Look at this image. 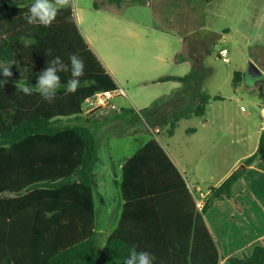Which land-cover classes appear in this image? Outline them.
Wrapping results in <instances>:
<instances>
[{
    "label": "trees",
    "instance_id": "trees-1",
    "mask_svg": "<svg viewBox=\"0 0 264 264\" xmlns=\"http://www.w3.org/2000/svg\"><path fill=\"white\" fill-rule=\"evenodd\" d=\"M31 3L32 0H0V64L13 61L10 77L0 72V81L7 80L0 87V264H124L133 245L138 246L137 251L152 253L154 264H219L218 245L206 226L205 216L217 201L237 203L236 195L244 189V173L264 150V131L258 151L222 184L209 189L203 210L188 213L186 223L175 231L174 239H167L172 228L160 225L157 220L160 212L149 208V204H144L141 214H150V221L141 220L134 229L131 226L129 206L136 200L128 189L131 171L144 170L146 175L153 176L165 174L169 167L184 187L180 173L159 143L149 142L124 166L121 192L125 211L119 227L98 252L97 182L93 172L97 138L86 124L62 122L78 121L87 99L96 98L99 93H114L118 86L89 48L73 7L61 10L53 24L44 27L25 20ZM109 4L121 5L122 1L109 0ZM49 49L52 55H47ZM71 53L80 55L85 63L75 93H66L62 87L49 103L35 91L24 95L17 90L18 82L34 87L48 61L60 56L68 63ZM60 76L63 85L70 73ZM241 77V73L235 75V87ZM192 80H195L192 71L183 77L159 79L178 81L184 89L190 87ZM214 100L222 97L200 92L195 102L189 101L167 120L169 136L175 134L179 121L204 118ZM161 103L159 99L142 112L155 115ZM144 190L142 196L166 189H152V193ZM180 190L192 201L189 189ZM133 230L148 238H133ZM227 264H264V244L257 245L250 256L229 258Z\"/></svg>",
    "mask_w": 264,
    "mask_h": 264
},
{
    "label": "rangeland",
    "instance_id": "rangeland-1",
    "mask_svg": "<svg viewBox=\"0 0 264 264\" xmlns=\"http://www.w3.org/2000/svg\"><path fill=\"white\" fill-rule=\"evenodd\" d=\"M121 1L122 4L118 5L109 4V0H76L73 6L75 17L93 50L105 63L117 68L119 80L132 79L139 73L141 65L150 63L149 60L168 48L172 57L179 60L185 56L192 63L175 67L172 72L184 75L192 71L195 78L191 81V86L194 84L195 87L193 94L206 91L213 97L221 96L222 100L211 101L204 118L179 121L176 135L170 140V125L166 122L174 115V110L169 111L165 98L155 115L143 112L148 120L146 126L136 113L151 107L159 98L147 101L148 98L139 94V109L132 112L133 116L126 111L131 108L128 98L114 97L111 103L118 107L119 113L113 112L91 121L94 130L97 127L115 129L114 134L117 135L98 134L101 136L98 143L100 159L109 160L110 156L126 154L132 148L133 136L138 140L154 138L163 145L171 144L170 150L178 154L185 148L194 151L207 130H202L200 136H192L187 130L200 127L204 120L216 127V151L219 153L211 155L212 160L203 152L201 155L197 151L193 153L195 159L201 156L204 168L209 167L208 163L212 166L213 160L217 165L222 164L225 151H230L231 158L237 159L255 148L259 141L257 132L264 124V0ZM224 49L228 51L227 61H223L221 54ZM251 62L262 70L263 78H253L248 74ZM237 73L243 77L235 87ZM130 84V91L136 93L135 82ZM122 87L129 95L127 85ZM195 95H191L189 100L195 102ZM83 108L86 111L91 106L85 104ZM227 122L232 124L230 130ZM133 131H137V135L132 134ZM127 132L131 134H125ZM99 167L96 163L97 171ZM192 190L197 198H201L200 191L206 189ZM120 193L121 190L116 189L108 176L102 173L99 189L95 192L99 231L105 225H111V211L115 212ZM100 196L105 203H99ZM101 240L102 236L97 240L96 248Z\"/></svg>",
    "mask_w": 264,
    "mask_h": 264
},
{
    "label": "crops",
    "instance_id": "crops-1",
    "mask_svg": "<svg viewBox=\"0 0 264 264\" xmlns=\"http://www.w3.org/2000/svg\"><path fill=\"white\" fill-rule=\"evenodd\" d=\"M75 16V14H74ZM76 18V17H75ZM77 21V19H76ZM79 29L86 39L89 48L96 55L97 59L102 64L106 73L109 74L116 85L118 90L114 92V97H126L130 101L131 108L128 110L137 111L138 95H143L148 98L147 101L151 99H163L165 98L169 103V111L174 110V113L185 107L190 101L189 98L195 90L194 84L187 89L183 88L182 83L178 81H163L160 82L159 79L173 76V77H183L188 74H178L174 73V68H179L182 65H191L192 63L185 56H181L180 59L172 57L169 49L163 54H159L154 57L153 60H149L148 64L141 65L139 67V73L135 75L132 79L125 78L119 80L117 78V73L119 71L114 66L111 67L104 60H102L97 53L93 50L88 37L85 35L77 21ZM177 60V61H176ZM198 61V60H197ZM140 65V64H139ZM144 66V67H143ZM121 73V72H120ZM163 73V74H162ZM133 81L136 84L137 92H131V84ZM195 80H192V82ZM127 85V90L130 92L128 95L122 85ZM85 85H88L86 83ZM123 90L125 95H119V91ZM198 94L195 95L197 97ZM113 97V98H114ZM94 101L95 97L89 98ZM88 100V99H87ZM87 100L82 105L83 115L78 121L64 120L62 124H86L91 128V121L96 118H101L115 112L118 114V107L114 105L115 108L111 106H100L98 102L86 111L83 106L87 103ZM113 100V99H112ZM111 100V101H112ZM264 109V104L262 106ZM135 116V114L130 113ZM88 121V122H85ZM229 121V120H228ZM228 123L230 130L232 124ZM264 123V115H263ZM215 125L204 120L200 123V127L194 129L189 128L187 132H191L192 136H200L202 130H207L202 135L201 144L197 146L194 151L189 148L183 149L179 154L177 151L170 150L171 144L163 145L154 138H149L145 140H138L135 136L132 137V148L127 150V153L118 154L117 157L110 156L109 160L100 159L99 148L97 150V159L93 165V172L96 176L97 189L100 186V177L102 173L108 176V179L112 181L116 189H122V184L124 181V166L126 163L132 159L142 148H144L152 140H156L162 147L167 157L175 167V169L180 173L183 181L184 187L181 186L179 179L174 175L173 171L167 167L166 173H156L153 176L146 175V171L135 169L131 175H129V193L135 195L136 200H134L129 206V212L131 214V223L133 229L136 225L141 224V220L150 221L151 215H142L141 211L144 210V204H149V208L154 209L156 212H160L157 220L160 225H169L172 230L167 233V239H174L175 231L181 224L186 223V215L191 211L197 212L200 210L197 208V203L202 202L205 204L209 195V189L211 187H218L222 184L234 171H236L250 156L254 155L259 148V142L262 132L264 131V124H262L260 130L257 132L259 136V141L255 148L249 151L247 154L239 158H231L230 151H225L223 163L217 165L213 160V165L209 163V167L204 168L201 164V156L195 159L194 154L196 151L201 155V152L206 154L210 160L211 155H218L216 151V135H215ZM97 138V145L100 142V137L104 134H108L111 137L117 136L114 134L115 129H99L94 130ZM156 131L159 132L157 129ZM137 131H133L132 134L137 135ZM101 135V136H98ZM130 135L131 132L125 133ZM122 136L124 134H121ZM120 135V136H121ZM176 133L170 137L173 140ZM200 140V139H198ZM233 142V141H232ZM200 143V141L198 142ZM215 143V144H214ZM200 157V158H199ZM99 164L98 171L95 169V164ZM132 170V169H131ZM193 182V185L191 182ZM130 182V181H129ZM242 183L244 189L241 193L236 195V201H217L213 207L209 210L205 216V223L210 231L214 241L218 245V250L220 254L219 264H227V260L231 257H244L250 256L253 253L254 248L259 244H264V150L259 153L256 162L247 168L244 173ZM204 185V186H202ZM142 189L148 193H152V189H166L162 190L160 193L147 194L148 196H142ZM180 189H189L192 195V201L188 199V196L184 194ZM192 189H206L205 191H200L201 198H197L195 192ZM139 199V200H137ZM99 203H105V199L100 196ZM97 205V203H96ZM126 202L124 201L122 192L118 196L117 206L115 207V212L111 211L112 223L108 227L105 225L103 230H98V239L102 236L103 240L99 241L97 251L101 252L110 237V235L117 230L119 227L124 211ZM97 208V207H96ZM97 226H98V216H97ZM133 238L146 239L147 236L144 233L132 232Z\"/></svg>",
    "mask_w": 264,
    "mask_h": 264
},
{
    "label": "clouds",
    "instance_id": "clouds-1",
    "mask_svg": "<svg viewBox=\"0 0 264 264\" xmlns=\"http://www.w3.org/2000/svg\"><path fill=\"white\" fill-rule=\"evenodd\" d=\"M76 0H32L25 13V20L30 25L50 27L61 10L72 8ZM52 50L47 51V55H52ZM13 61L0 64V72L4 77H10V65ZM85 63L83 58L77 53L68 56V63H65L60 56H54L47 62V67L39 74L35 86L28 83H17L16 88L24 95H32L33 92L40 94L43 100L51 103L57 95V91L63 87L66 93H75L80 86V78L84 75ZM60 73H70V78L62 85ZM7 80L0 81L3 87ZM137 118L148 125V120L142 111H137ZM137 245H133L124 264H154L155 256L148 251H137Z\"/></svg>",
    "mask_w": 264,
    "mask_h": 264
},
{
    "label": "built area",
    "instance_id": "built-area-1",
    "mask_svg": "<svg viewBox=\"0 0 264 264\" xmlns=\"http://www.w3.org/2000/svg\"><path fill=\"white\" fill-rule=\"evenodd\" d=\"M221 54H222V56H223V61H227L226 56H227V54H228V51H227L226 49H224V50L221 51ZM114 94H115V93H112V92L99 93V94L96 95V102H98V104H99L100 106H103V107H105V106H111V107L115 108L114 105H112V103H111V100L113 99ZM118 94H119V95H122V96L125 95V93H124L123 90H120ZM96 102H94V101L91 100V99H88V100H87V103H88L90 106H94V105L96 104ZM204 205H205L204 203H202V202H198V203H197V208H198L200 211H202L203 208H204Z\"/></svg>",
    "mask_w": 264,
    "mask_h": 264
},
{
    "label": "water",
    "instance_id": "water-1",
    "mask_svg": "<svg viewBox=\"0 0 264 264\" xmlns=\"http://www.w3.org/2000/svg\"><path fill=\"white\" fill-rule=\"evenodd\" d=\"M248 74L253 77V78H257L260 79L261 76L263 75L262 70L256 65V63L251 62L249 64L248 67ZM263 115H264V111H263Z\"/></svg>",
    "mask_w": 264,
    "mask_h": 264
}]
</instances>
